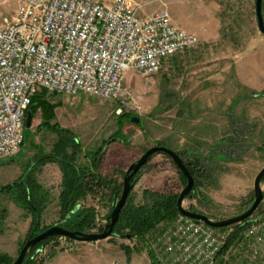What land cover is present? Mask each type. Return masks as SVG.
Wrapping results in <instances>:
<instances>
[{"label":"rangeland","instance_id":"rangeland-1","mask_svg":"<svg viewBox=\"0 0 264 264\" xmlns=\"http://www.w3.org/2000/svg\"><path fill=\"white\" fill-rule=\"evenodd\" d=\"M134 1L141 16L166 9L174 24L196 35L197 45L167 59L146 81L135 73H127L126 90L136 107L131 106L123 113L138 117L137 124L130 119L118 122L122 113H115L116 102L80 93L74 96L48 93L49 100L58 105L54 122L69 130L84 151L103 146L102 171L112 174L120 183L127 167L152 146L198 155L209 171V178L198 186L197 194L209 203L200 205L196 198L184 199L183 208L194 207L218 220L237 216L251 205L253 181L264 166V36L257 27L254 0ZM18 3L19 0H0V25L13 20ZM261 13L264 23V0ZM40 122L38 110L30 127L24 126V144L18 152L0 159V254L10 257L12 262L31 218L2 187L21 177L25 181L29 167L48 195L40 225L50 226L59 219V168L50 163L39 168L34 163L38 152L49 153L56 141L54 133L38 129ZM113 138L121 142L109 141ZM140 169L131 192L136 204L143 202L145 190L180 193L184 186L176 167L163 154L152 155ZM260 186L263 191L264 181ZM83 204L96 210L95 225L90 232H100L106 220L107 203L87 198ZM262 213L264 197L250 220L264 219ZM165 224H160L146 239ZM114 242L145 247L137 240L118 238ZM72 245L59 237L39 249L42 257L53 252L45 264L61 252L59 259L67 262ZM229 261L230 257L225 264Z\"/></svg>","mask_w":264,"mask_h":264},{"label":"built area","instance_id":"built-area-1","mask_svg":"<svg viewBox=\"0 0 264 264\" xmlns=\"http://www.w3.org/2000/svg\"><path fill=\"white\" fill-rule=\"evenodd\" d=\"M138 9L134 0H19L13 20L0 25V159L20 149L26 109L41 89L114 101L121 114L136 107L128 72L146 81L197 45L166 9ZM230 233L178 214L145 247L154 264H264V219L222 251Z\"/></svg>","mask_w":264,"mask_h":264},{"label":"trees","instance_id":"trees-1","mask_svg":"<svg viewBox=\"0 0 264 264\" xmlns=\"http://www.w3.org/2000/svg\"><path fill=\"white\" fill-rule=\"evenodd\" d=\"M57 106V103H53L49 100L48 92L41 89L31 98L27 107V109L31 110L32 118L36 112L40 110L41 122L38 125V129L44 128L56 135V141L53 143L50 152L44 155L38 152L34 163L36 167L39 168L48 163L55 164L60 170V191L57 197L59 219L50 226L57 224L69 231L86 233L90 232L95 225L96 210L92 206L84 205L83 202L87 198H97L100 201L106 202L108 210L105 217H107L119 199L122 183L114 179L112 174H106L102 171V158L100 157V152L103 146L96 150L84 151L82 150L81 144L69 130L59 127L54 122L55 108ZM130 117L131 114L122 113V115L118 117L120 118L118 122L129 121ZM118 131L120 132V125ZM23 144L24 141H22L21 146ZM176 153L194 179L192 196L191 198L185 199L191 200L196 198L200 205L207 203L208 201L203 195L199 196L197 194L198 186L209 178V171L204 167L201 158L188 151H178ZM164 156L168 158V156ZM141 170L142 169H139L131 180V190L125 204L119 212L118 219L110 236L111 239L121 238L126 240H137L142 241L145 245L147 235L160 224L170 222L179 214L176 206L179 193L172 190L163 192L145 190L143 191V202L141 204L133 202L131 199V192ZM26 172L28 173L25 181H23L21 177L13 184L1 188L2 191L6 192L31 218L28 232L24 240L20 242L19 250L27 239L32 238L50 227H43L40 225L41 214L45 208V201L48 197L47 192L36 182L33 172L29 167H26ZM176 172L180 183L185 185V178L179 171L176 170ZM262 181H264V178L261 182ZM190 210L204 213L194 207H191ZM204 214L213 220L219 219L208 213ZM262 216L264 218L263 213ZM252 222H254V220L249 219L230 227L217 229L219 231L231 229V233L222 251H225L232 241L239 236L241 231ZM101 230L102 228L99 229V231ZM57 238H59V236H51L29 248L22 264H45V260L50 258L53 252L49 254L46 253L45 257H42L39 248L44 247ZM64 239L68 242H74L73 239L65 237ZM11 263L12 259L10 257L0 254V264Z\"/></svg>","mask_w":264,"mask_h":264},{"label":"water","instance_id":"water-1","mask_svg":"<svg viewBox=\"0 0 264 264\" xmlns=\"http://www.w3.org/2000/svg\"><path fill=\"white\" fill-rule=\"evenodd\" d=\"M261 7H262V0H254V10H255V17L257 22V27L259 32L264 36V23L261 13ZM32 122V113L30 109L26 110L25 113V121L24 126L26 128H29ZM130 122L138 123L139 119L136 116L130 117ZM111 140H117L120 141L118 138H113ZM109 141L107 143H109ZM103 149L101 150L100 154H102ZM164 154L168 156V158L171 160V162L174 164L176 169L180 172V174L185 178L186 182L183 186L182 190L180 191L177 200H176V206L178 213L182 216H185L187 218H190L192 220H196L199 222H202L206 226L213 228V229H222L226 227H230L232 225L239 224L241 222H244L245 220H249L252 215L254 214L255 210L258 208L259 204L262 202L263 199V191L260 186L261 180L264 178V166L259 170V172L256 174L254 181H253V201L251 205L241 214L225 218L221 220H211L208 216L197 213L194 211H190L188 209L183 208L182 202L185 198H191L192 192L194 190V179L188 172L185 164L179 157V155L172 151L171 149L162 146V145H156L152 146L148 149H146L143 154L132 164H130L122 179V190L119 196V199L115 203L114 207L112 208L109 215L106 217L105 224L103 226V229L100 232H80V231H69L61 227L60 225H53L47 228L46 230L42 231L41 233L33 236L32 238L27 239L22 247L20 248L17 257L11 264H22L26 253L28 252L29 248L33 247L37 243H39L42 240H45L51 236H59V237H65L69 239H73L77 242L82 243H91L96 242L99 240L107 239L111 236L113 227L118 219L119 212L121 211V208L125 204V201L127 199V196L131 190V180L133 179L136 172L146 164L148 159L154 155V154ZM259 219H255L254 221H258Z\"/></svg>","mask_w":264,"mask_h":264},{"label":"crops","instance_id":"crops-1","mask_svg":"<svg viewBox=\"0 0 264 264\" xmlns=\"http://www.w3.org/2000/svg\"><path fill=\"white\" fill-rule=\"evenodd\" d=\"M104 240L107 243H102L105 242ZM14 241L16 244L17 237ZM72 243L73 245L67 253L69 258L67 262H62L59 259L61 252L59 255L53 256L48 264H112L114 261H123L125 264H154L146 247L122 246L120 243L115 244L114 239L110 237L91 243L77 241ZM63 252L66 253V251ZM229 264H231L230 261Z\"/></svg>","mask_w":264,"mask_h":264}]
</instances>
